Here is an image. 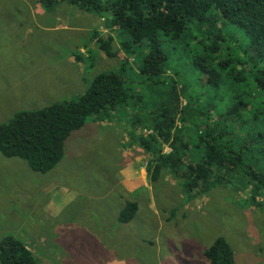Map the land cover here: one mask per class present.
I'll use <instances>...</instances> for the list:
<instances>
[{
  "label": "rangeland",
  "instance_id": "1",
  "mask_svg": "<svg viewBox=\"0 0 264 264\" xmlns=\"http://www.w3.org/2000/svg\"><path fill=\"white\" fill-rule=\"evenodd\" d=\"M111 18L108 12L86 13L67 0L50 10L38 0H0V124L20 111L78 99L105 71L125 69L133 96L110 119L89 120L70 136L58 172H34L26 161L0 154V240L10 235L20 239L41 264H211L206 251L223 237L236 264H264V191L256 190L244 172L216 169L215 175L223 173L227 182L194 197L166 169L158 181L151 180L153 159L138 137L152 134L167 86L142 75L150 47L126 53L122 43L130 37L111 26ZM110 37L114 58L100 44ZM191 43L198 45L197 40ZM237 45L231 40L218 56L241 55ZM164 47L171 48L168 43ZM184 61L175 58V67L161 79L176 81L183 105L202 109L207 102L220 104ZM244 86L251 102L256 93ZM260 101H253L254 110L238 122L228 121L231 134L217 141L242 150L245 165L264 171ZM195 133L192 129L188 136ZM164 151L171 149L165 146ZM121 180H135L136 186L123 194ZM64 184L71 191L60 187ZM68 192L88 197L74 219L59 209L61 202L70 201ZM127 201L139 209L124 225L117 216Z\"/></svg>",
  "mask_w": 264,
  "mask_h": 264
},
{
  "label": "trees",
  "instance_id": "2",
  "mask_svg": "<svg viewBox=\"0 0 264 264\" xmlns=\"http://www.w3.org/2000/svg\"><path fill=\"white\" fill-rule=\"evenodd\" d=\"M62 1L38 0L47 10ZM67 1L86 13H111V26L130 37L122 43L126 53L134 54L135 48L144 44L150 47L141 73L154 84L167 86L155 112L152 134L138 137L140 146L153 159L148 172L153 182L166 169L181 180L190 197L201 196L215 184L226 183L223 173L215 175V171L228 169L244 172L256 190L264 191V171L245 165L242 150L217 141L231 134L225 126L228 121L236 123L249 109L254 110L252 102L258 97L261 101L257 110L264 118V0ZM192 40L198 45L193 47ZM231 40L238 44L241 55L220 58L218 55ZM112 41L110 37L100 44L107 56L114 58ZM166 43L170 50L164 47ZM175 58L180 62L187 59L184 62L198 73L207 94L219 97L220 104L207 102L202 109L189 102L182 104L176 81L161 79L175 67ZM124 71L98 74L76 100L17 112L9 122L0 124V154L26 161L34 172L46 174L53 170L63 159L65 143L74 132L89 120L110 119L114 111L128 105L133 96ZM244 84L256 93L251 102L246 101L249 92L243 91ZM225 100L229 101L224 104ZM220 105L222 109L214 114ZM192 129L196 133L189 137ZM165 146L171 149L169 153L164 151ZM195 153L199 157H193ZM255 199L252 203L258 205ZM138 209V203L127 202L120 223L133 221ZM206 256L211 264H236L234 250L223 237L213 242ZM0 264L41 263L23 241L10 235L0 240Z\"/></svg>",
  "mask_w": 264,
  "mask_h": 264
},
{
  "label": "crops",
  "instance_id": "3",
  "mask_svg": "<svg viewBox=\"0 0 264 264\" xmlns=\"http://www.w3.org/2000/svg\"><path fill=\"white\" fill-rule=\"evenodd\" d=\"M67 141H66V143H67ZM66 143H65V152H66ZM63 162H64V159H62L61 162L53 170H51L50 172H58V169L62 166ZM136 182L137 181H135V180H126V181L125 180H121V181H118V186H120L122 188L121 189L122 190V193L125 194L127 191L128 192L129 191H132L133 188H135ZM60 187L61 188H65L67 191H71V189H72L70 187V184H64V185H61ZM73 192H75V191H73ZM113 192H115V191H111L110 194L113 193ZM66 194L69 195L70 201H68V202L63 201V202H61V207L59 209L66 214V218L74 219L77 216V213H78L79 208L81 206H83V204L85 202H87L86 201V198H88V197L87 196H80V197H78V195H73L70 192H68ZM127 202H129V201H127ZM127 202H125V204L122 206L121 211L124 209V207L126 206V203ZM130 202H133V201H130ZM59 203H60V201H59ZM61 211H60L59 214H61ZM121 211H120V213H121ZM120 213L117 216V219H119ZM131 222L126 223V224L122 223V224L128 225ZM84 234L86 236V232ZM87 234H88V232H87Z\"/></svg>",
  "mask_w": 264,
  "mask_h": 264
}]
</instances>
